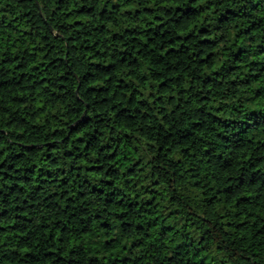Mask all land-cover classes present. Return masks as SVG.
Instances as JSON below:
<instances>
[{"label": "clouds", "instance_id": "obj_1", "mask_svg": "<svg viewBox=\"0 0 264 264\" xmlns=\"http://www.w3.org/2000/svg\"><path fill=\"white\" fill-rule=\"evenodd\" d=\"M0 264H264V0H0Z\"/></svg>", "mask_w": 264, "mask_h": 264}, {"label": "trees", "instance_id": "obj_2", "mask_svg": "<svg viewBox=\"0 0 264 264\" xmlns=\"http://www.w3.org/2000/svg\"><path fill=\"white\" fill-rule=\"evenodd\" d=\"M229 11H231V10H229ZM25 15H27V13H25ZM222 15H223V14H222ZM82 23H83V21H81V20H79V19H77V20L75 21V24H76V25H80V24H82ZM62 27H63V26H62ZM190 27H192V26L190 25ZM199 32L204 33V29L201 27V28L199 29ZM26 35H27V33H26ZM203 39H210V37H209V35H208L207 33H204ZM201 42H202V41H201ZM212 42H213L214 45L217 43L215 40H213ZM233 43H236L234 37L231 39L230 43L225 47V49H224V54H225L226 56L231 55L232 59H233L234 61H236V63H235L234 65L230 66V70L233 71V72H236V71H239V70L241 69V67H242V64H243V59H242V58H243V51H242V49H241L240 47H236V48L234 49V53H235V54H233V53H229V52H228V48H230V47L232 46ZM171 50H172V49H169V51H171ZM214 51H215V47L213 48L212 51L209 52V56H212V55L214 54ZM250 63H251L252 65H255V64H256V61H251ZM17 67L19 68V65H17ZM248 71H249L250 73L253 74V77L256 76V73L253 72V68L249 67V68H248ZM257 91H259V90H257ZM101 225H102V227H106V226H107V222H106V221H101Z\"/></svg>", "mask_w": 264, "mask_h": 264}]
</instances>
